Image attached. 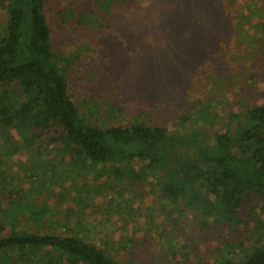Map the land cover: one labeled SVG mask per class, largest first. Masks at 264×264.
<instances>
[{"label":"rangeland","instance_id":"374dc122","mask_svg":"<svg viewBox=\"0 0 264 264\" xmlns=\"http://www.w3.org/2000/svg\"><path fill=\"white\" fill-rule=\"evenodd\" d=\"M115 1L52 0L46 14L53 53L59 58L78 57L69 66L70 92L89 125L107 128L140 122L176 134L197 131L202 151L205 143L213 144L216 132L230 127L234 114L264 100V27L260 26L264 5H255L254 0H227L228 12L236 8L247 15L255 5L261 16L251 25L237 22L245 39L232 35L224 42L221 37L212 47L216 52L198 53L193 50L194 40L202 36L190 23L189 33L195 37L186 31L180 36L167 31L164 44L150 37L132 38V0H123V5ZM70 3L74 11L87 5L88 12L97 13L83 17L70 11L71 21L65 23L60 13ZM3 6L0 2V26L5 21ZM98 8L102 11L97 18L93 15ZM73 15L80 18L72 20ZM178 23L169 28L186 26V21ZM124 151L128 155L134 150ZM68 162L65 154L56 156L47 139L4 157L3 168L12 178L9 185L22 190L6 201L1 194L2 209L21 198L33 208L46 210L43 229H36L40 223H31L28 232L76 234L118 264H219L222 255L242 259L252 246H264L263 204L255 194L244 199L240 224L230 227L190 213L182 203L172 204L149 182L133 183L112 175L99 179L94 176H99L102 165L88 175L87 166H79V173ZM63 173L64 177L76 176L77 189L69 195L63 190L71 184L60 185ZM157 179L159 185L163 176Z\"/></svg>","mask_w":264,"mask_h":264},{"label":"trees","instance_id":"16d2710c","mask_svg":"<svg viewBox=\"0 0 264 264\" xmlns=\"http://www.w3.org/2000/svg\"><path fill=\"white\" fill-rule=\"evenodd\" d=\"M50 1L0 0L5 12V21L0 26V199L4 194L2 200L6 201L22 190L21 187L14 190L9 185L12 178L3 168L4 157L47 139L54 145L57 157L61 154L69 157L72 170L78 171L84 165L88 167L86 174L90 175L92 169L102 165L103 170L94 177L102 179L112 175L133 183L149 182L167 201L182 203L185 210L215 223L237 227L244 199L251 194L258 196L264 210V100L245 112L234 114L230 127L225 132H216L213 144L205 143L202 151L199 149L201 134L197 131L176 134L162 126L140 122L107 128L89 125L82 119L70 92L69 66L78 57L59 58L53 53L52 30L46 15ZM117 1L123 5V0ZM226 1L132 0V38L150 37L153 42L164 44L167 31L178 36L186 31L195 37L189 33L190 23L202 36L194 40L197 46L193 50L198 53L213 51L214 43L221 37L224 42L232 35L245 39L246 34L242 33L241 26L237 28V22L249 21L251 25L261 16L255 5H264V0H254L257 2L247 10V15L238 13L236 8L228 12ZM69 6L60 13L65 23L71 21L67 14L70 11L83 17L97 13L88 12L87 5L75 11L72 3ZM98 10L100 13L94 17L100 16L102 10ZM74 17L80 18L73 15L72 20ZM176 21L179 26L186 21V26L170 29ZM75 24L73 27L78 31ZM260 26L264 27V23ZM206 111L210 118V112ZM130 148L134 151L126 155L124 149ZM66 173L61 175L60 185L71 184L63 190L69 195L78 184L76 176H71L70 181L71 177H64ZM160 174L163 181L158 185ZM27 203L18 198L11 207L0 206V264H8L7 261L13 264H118L76 234L28 232L31 228L27 225L31 223H40L36 229H43L46 210ZM29 210H32L31 216ZM22 223L26 225L21 226ZM14 255L16 258H12ZM219 264H264V246H252L242 259L222 255Z\"/></svg>","mask_w":264,"mask_h":264}]
</instances>
